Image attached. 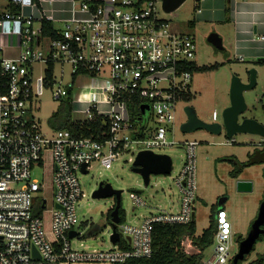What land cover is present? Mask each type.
Masks as SVG:
<instances>
[{
	"label": "built area",
	"instance_id": "1",
	"mask_svg": "<svg viewBox=\"0 0 264 264\" xmlns=\"http://www.w3.org/2000/svg\"><path fill=\"white\" fill-rule=\"evenodd\" d=\"M7 1L20 9L0 10V264H115L151 257L156 225L195 221L200 143H179L174 132L177 105L191 92L196 37L174 31L160 16L163 0H72V16L56 36H44L42 24L36 28L37 21L52 18L25 12L37 8L36 0ZM66 66L68 88L62 86ZM78 85L83 90L74 95ZM46 86H52L54 99L86 106V119L74 122L105 119V139L67 129L44 133L35 112ZM175 146L186 151L174 178L181 194L176 212L158 210L138 224L119 222L116 231L128 248L72 247L81 239L76 226L85 192L79 172L90 173L94 163L111 169L125 154L134 162L141 151ZM42 168L52 172L51 208L44 196L48 185L34 177ZM130 196L136 207L148 206L141 195ZM216 222L212 252L203 264H231L234 231L225 209L218 210Z\"/></svg>",
	"mask_w": 264,
	"mask_h": 264
},
{
	"label": "rangeland",
	"instance_id": "2",
	"mask_svg": "<svg viewBox=\"0 0 264 264\" xmlns=\"http://www.w3.org/2000/svg\"><path fill=\"white\" fill-rule=\"evenodd\" d=\"M4 1V0H3ZM264 1V0H263ZM197 1L187 0L182 6L172 13H164L160 10V16L170 21L173 30L182 33H191L196 37L197 52L194 62L197 66H215L213 71L193 73L190 85V99L181 101L177 105V121L174 138L179 143L185 140H197V201L195 204V221L197 234L200 235L210 225L212 218L216 217L217 211L225 209L229 220L233 225V254L239 251L240 238L243 240L249 233L254 220L257 218L260 205L264 199V164H255L245 169L240 180L253 182L254 189L251 192H239L237 182L230 176L233 165L223 158L236 157L241 161L250 158L249 154L264 148V137L249 133H238L233 138L228 137L224 130L220 135H213L206 130H198L194 133H184L180 126L187 120L184 112L186 106H192L203 121L208 123H223V113L231 105V85L234 77H240L248 82L250 70H257V85L244 92L248 110L243 118H252L264 125V61L258 58L247 57L239 60L235 56V29L233 25H190L194 21ZM76 10L80 9L79 3ZM223 32L226 36L224 47L226 53H216L208 43V37L212 33ZM57 75L61 73L58 66ZM70 67L66 66V74L62 86L68 88L70 84ZM87 83V82H85ZM59 84V83H58ZM82 89L80 85L73 90L74 95ZM52 86H46L43 96L38 100L36 117L40 122L44 133H50L55 127L51 124L52 116L60 110L62 100L53 98ZM65 101V100H64ZM72 119H86L83 112L86 108L83 104L73 106ZM105 108V106H103ZM138 148L133 149L136 153ZM159 154H167L172 158L173 171L171 174H152L150 183L145 184L143 177L134 172V163L129 161L134 158L132 154H125L115 162L111 169H105L100 164L94 163L90 173H78L85 196L78 204V232L81 239H74L73 248L106 250L119 246V243L111 242L113 225L109 221V212L116 204L115 197L93 198V192L98 189L101 182L110 183L116 190L122 191L121 205L125 212V223L138 224L145 217L156 214L158 210L176 212L180 206L181 194L174 178L183 167L186 151L183 147H171L156 151ZM35 178L48 185L45 197L49 207H52L53 190L51 189L52 172L42 168L35 171ZM137 193L147 201L148 206L136 207L131 198V193ZM47 220L50 216L47 215ZM103 228L98 235H91L92 226ZM185 251L194 254L196 247L191 239L183 242ZM197 250V249H196ZM212 247L206 251L210 255ZM196 254V253H195ZM261 255H264V238L256 243L255 249L246 257L241 264H251ZM232 260V259H231ZM233 264V263H232Z\"/></svg>",
	"mask_w": 264,
	"mask_h": 264
},
{
	"label": "water",
	"instance_id": "3",
	"mask_svg": "<svg viewBox=\"0 0 264 264\" xmlns=\"http://www.w3.org/2000/svg\"><path fill=\"white\" fill-rule=\"evenodd\" d=\"M187 0H163V10L166 13H172L184 4ZM208 43L216 53H225L223 37L219 33H212L208 37ZM264 61V58H259ZM248 82L242 81L240 77H234L231 85V105L224 110L223 123H208L199 118L196 109L192 106H186L184 112L187 120L181 124L180 129L184 133H194L198 130H206L213 135H220L226 131L228 137L233 138L238 133H249L264 137V125L252 118H243L241 116L248 110L244 92L253 89L257 85V70H250ZM133 171L140 174L145 184L150 183L152 174L168 175L173 168L172 158L167 154H159L152 151H141L135 158ZM86 171V165L83 167ZM237 189L239 192H251L254 189L253 182L238 180ZM122 191L116 190L110 183L101 182L98 189L93 192V198H111L115 197L116 204L111 212L113 235L111 241L117 243L120 241V234L116 231V225L120 222V206ZM264 235V199L260 205L257 218L254 220L247 236L240 241L239 251L232 260L233 264H240L255 249L256 243ZM71 237L76 236V232L70 233ZM129 242L130 238L127 239ZM37 253V250L35 249Z\"/></svg>",
	"mask_w": 264,
	"mask_h": 264
},
{
	"label": "trees",
	"instance_id": "4",
	"mask_svg": "<svg viewBox=\"0 0 264 264\" xmlns=\"http://www.w3.org/2000/svg\"><path fill=\"white\" fill-rule=\"evenodd\" d=\"M8 9L11 12L19 11V7L9 5ZM56 30L51 21L43 19L42 21V34L44 36H56ZM262 62V61H260ZM218 66H202L199 67L195 63L190 64L189 69L194 73L213 71ZM191 95L188 94L184 100L188 101ZM62 106L51 119V124L56 129L70 130L74 135L81 137H89L97 140H104V134L109 131V125L105 123V119L97 117L92 121H85L83 123H76L72 119L73 103L70 99L62 102ZM135 114H137L135 112ZM250 158L246 161H241L236 157L223 158V161H229L233 165V170L230 172L232 178L238 179L245 171L246 168L255 164H264V148L255 151L254 154H249ZM114 209V208H113ZM109 212V221L112 223L111 212ZM218 212V211H217ZM125 212L120 206V222L125 220ZM217 230L216 217L212 218L210 225L203 231L202 234H197L196 221L189 225H161L158 224L154 227L153 231V254L149 258H133L124 263L115 264H203L206 257V251L214 244V236ZM103 232V228L99 226H92L91 235L95 236ZM191 239L192 244L199 252L196 254H189L183 247V242ZM264 235L259 240H262ZM242 239L240 238V241ZM258 240V241H259ZM122 248H128L127 241L122 240L119 244ZM232 264V262H231ZM241 264V262H240ZM251 264H264V255H261L257 260Z\"/></svg>",
	"mask_w": 264,
	"mask_h": 264
},
{
	"label": "crops",
	"instance_id": "5",
	"mask_svg": "<svg viewBox=\"0 0 264 264\" xmlns=\"http://www.w3.org/2000/svg\"><path fill=\"white\" fill-rule=\"evenodd\" d=\"M37 8H25V12L34 14L36 18L42 16L52 18L56 30L63 26L62 21L72 16V0H36ZM197 6L194 21L190 24H213L235 29V56L239 60L251 58H264V1L263 0H196ZM7 0H0V10H9ZM37 21L36 28L41 26ZM225 43L226 36L219 32ZM227 50V49H226ZM227 52V51H226ZM225 52V53H226ZM241 177V176H240ZM232 178L236 183L239 179ZM197 249V248H196ZM195 249V253L199 250ZM194 253V254H195Z\"/></svg>",
	"mask_w": 264,
	"mask_h": 264
}]
</instances>
